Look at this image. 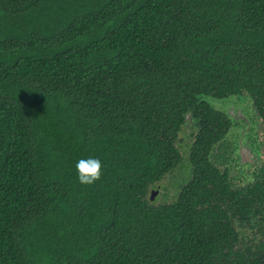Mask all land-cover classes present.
Masks as SVG:
<instances>
[{
	"label": "trees",
	"instance_id": "obj_1",
	"mask_svg": "<svg viewBox=\"0 0 264 264\" xmlns=\"http://www.w3.org/2000/svg\"><path fill=\"white\" fill-rule=\"evenodd\" d=\"M246 64L264 0H0V264H264V197H146L175 153L160 129Z\"/></svg>",
	"mask_w": 264,
	"mask_h": 264
},
{
	"label": "flooded vegetation",
	"instance_id": "obj_2",
	"mask_svg": "<svg viewBox=\"0 0 264 264\" xmlns=\"http://www.w3.org/2000/svg\"><path fill=\"white\" fill-rule=\"evenodd\" d=\"M244 78L236 79L235 73L229 77L228 84L235 79V91L194 93V103L182 104L178 124L168 134L160 129L158 141L170 144L176 154L164 156L168 167L147 185L150 202L172 204L186 188L195 204L208 195V201L222 206L224 197L226 209L232 211L237 196L264 197V93L259 92L264 68L257 64L250 70L246 64ZM133 143L134 137L128 135L120 144L126 148ZM123 159L124 155L114 158L116 163ZM204 172L209 173L202 177ZM242 203L241 210L246 211L247 202Z\"/></svg>",
	"mask_w": 264,
	"mask_h": 264
},
{
	"label": "clouds",
	"instance_id": "obj_3",
	"mask_svg": "<svg viewBox=\"0 0 264 264\" xmlns=\"http://www.w3.org/2000/svg\"><path fill=\"white\" fill-rule=\"evenodd\" d=\"M77 180L81 185H91L100 180L102 164L98 158L80 159L75 164Z\"/></svg>",
	"mask_w": 264,
	"mask_h": 264
},
{
	"label": "water",
	"instance_id": "obj_4",
	"mask_svg": "<svg viewBox=\"0 0 264 264\" xmlns=\"http://www.w3.org/2000/svg\"><path fill=\"white\" fill-rule=\"evenodd\" d=\"M215 100H216V101H219L220 99H215ZM215 100H214V101H215ZM221 101H222V100H221Z\"/></svg>",
	"mask_w": 264,
	"mask_h": 264
}]
</instances>
